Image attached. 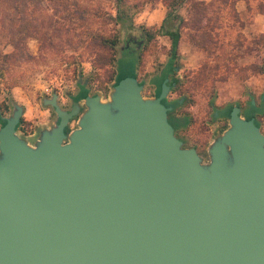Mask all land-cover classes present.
Wrapping results in <instances>:
<instances>
[{
	"label": "water",
	"instance_id": "obj_1",
	"mask_svg": "<svg viewBox=\"0 0 264 264\" xmlns=\"http://www.w3.org/2000/svg\"><path fill=\"white\" fill-rule=\"evenodd\" d=\"M169 91L164 79L145 98L123 77L105 100L68 109L53 93L41 105L55 121L32 139L16 133L23 108L12 104L0 126V264H264V135L234 105L204 163L167 122Z\"/></svg>",
	"mask_w": 264,
	"mask_h": 264
},
{
	"label": "rangeland",
	"instance_id": "obj_2",
	"mask_svg": "<svg viewBox=\"0 0 264 264\" xmlns=\"http://www.w3.org/2000/svg\"><path fill=\"white\" fill-rule=\"evenodd\" d=\"M59 2L47 3L49 9L45 15L48 19H62L50 9ZM63 2L67 8L73 7L71 0ZM125 2L129 6L135 5L132 11L137 10V13L132 19L133 29L122 31L121 26L116 29L118 42L114 50V73L111 78L108 74L112 72L111 69L108 73L96 72L97 76H94L87 60L80 63V69L73 75L71 64L77 62L74 51H40L33 39L26 41V50L17 52L9 60V64L4 65L7 66V71L0 82L1 118L9 116L13 103L20 105L23 112L22 123L16 130L19 136L32 139L39 128L49 126L55 121L52 109L41 105V100L53 93L57 95V103L61 108L66 106V96L74 94L79 88L81 95L78 98L81 100L87 94L97 93L105 100L115 77H133L135 74V78L142 85L141 95L145 98L155 97L164 79L161 75L170 60L173 71L167 78H175L177 81L162 103L171 109L172 119L168 118L167 122L177 129L187 143L192 142L195 135L196 140L210 141L207 148L212 142L209 140L211 136L225 124L223 119L213 122L212 113L219 114L221 110H227L234 105L243 114L254 115L264 134V47L257 42L259 33L253 21V2H250V12L238 13L234 19L228 7L220 5L219 1H211L209 12L205 15L210 21H214L217 15L219 28H213L216 31L210 30L211 35L199 47L189 37L191 31L182 27L173 59L169 51L170 40L158 33V29L162 24L167 29L176 22H171L170 18L165 19L166 10L160 1ZM75 3L81 9L98 8L107 12L108 16L105 18L109 24L102 28L104 31L111 28V18L115 14L114 0H76ZM154 10L157 12L149 15ZM178 15L188 20V14L184 10L180 9ZM99 26V19H96L92 27L100 31ZM142 30L151 33L149 40ZM129 35L140 36L143 40L141 46L138 49L129 46L127 52L120 50ZM4 52L9 53L10 49L6 48ZM78 73L80 84H77ZM8 82H13L15 86L6 88ZM178 99L181 100L180 103ZM75 122L76 117L68 124L69 129L75 127ZM203 162L206 163L204 160Z\"/></svg>",
	"mask_w": 264,
	"mask_h": 264
},
{
	"label": "trees",
	"instance_id": "obj_3",
	"mask_svg": "<svg viewBox=\"0 0 264 264\" xmlns=\"http://www.w3.org/2000/svg\"><path fill=\"white\" fill-rule=\"evenodd\" d=\"M159 1L166 10L165 19L170 18L171 22L172 20L176 22L167 29L164 28L163 24L158 29V33L167 36L170 40L169 51L172 59L182 27L191 31L192 34H189V37H192V42L199 47L202 46L205 38L207 39L211 35L210 30L219 28L220 25L216 22L217 15L214 21H210L207 15H205L209 12L211 1H219L220 5L228 7L234 19L237 18V13L234 9V3L236 1H243L245 11L248 12L251 11L250 2H253L254 13H264V0H211L208 3L199 0ZM51 2L56 3L59 0H0V82L2 81L4 72L7 71V66L4 65L9 64V60L17 52L26 50V41L29 39L37 42L40 51L44 49H51L57 52L74 51L77 62L71 64L73 65L71 70L73 75L80 69V63L87 60L91 70L94 71V76H97L96 72L108 73L111 69L112 72L108 73L109 78H111L114 73L112 70L115 62L114 50H116L118 42L116 29L118 30V26H121L122 31H130L133 29L132 19L137 13V10L132 11V8L135 9L136 6H129L125 0H114L115 14L111 18L113 24H111L110 29L104 31L102 27L109 23L105 18V16H108V13L102 11V9H81L75 3L76 0H71L73 7L67 8L65 2L61 0L58 5L53 4L50 8L54 11L53 13L58 14V18H62L58 21L48 19L45 15L47 9H49L47 8L49 7L47 3L51 4ZM180 9L188 14V20H184L178 15ZM96 19H99L101 24L99 26L100 31H96L92 27ZM75 28L78 30H74ZM70 31L72 32L70 33ZM142 33L148 40L151 38L149 31L142 30ZM257 37L258 44L264 47V34H259ZM6 48L10 49L9 53L4 52ZM167 70L170 72L173 71L171 60L167 64ZM133 77H135V74ZM122 78L116 79L115 77L112 86ZM176 81V79L170 81V88L176 84ZM139 84L141 85V83ZM6 85V88L9 89L15 86L13 82H8ZM158 92L159 88L155 95ZM83 95H85V92ZM229 110L230 107L227 108L225 116H228ZM1 117L2 113L0 112V126L4 124ZM21 123L22 120L20 119L15 130L19 129ZM67 132L68 129H65L64 133Z\"/></svg>",
	"mask_w": 264,
	"mask_h": 264
},
{
	"label": "flooded vegetation",
	"instance_id": "obj_4",
	"mask_svg": "<svg viewBox=\"0 0 264 264\" xmlns=\"http://www.w3.org/2000/svg\"><path fill=\"white\" fill-rule=\"evenodd\" d=\"M143 42V40L140 38V36H133V35H129V36H127L126 37V39H125V41H124V43H123V47H124V45L125 44H128V47L129 46H133V47H135V49H138L140 46H141V43ZM123 47H121V48H123ZM120 48V49H121ZM127 51H129V49L127 48L126 50H125V52H127ZM169 73H171L170 71H168L167 70V66H166V68H165V71L162 73V78H164V79H167V84L170 86L171 84H169L170 83V81L172 80V79H175V78H171V79H169L168 80V78H167V76H168V74ZM163 79V80H164ZM81 92H80V88L74 93V94H72V95H69V96H66V99H67V101H66V106L65 107H62L63 109H68L69 107H70V103L74 100V101H77L78 103H80L81 102V98H78V96L79 95H81L80 94ZM159 93V92H158ZM158 95V94H157ZM156 95V96H157ZM155 96V97H156ZM179 100L180 99H178V103H179ZM161 103H162V101H161ZM163 104V103H162ZM164 105V104H163ZM165 106V105H164ZM238 107V106H237ZM239 108V107H238ZM82 110V107H81V109H80V111ZM239 110H240V108H239ZM225 111L226 110H221L220 112H219V114L217 113V112H213L212 113V117H213V119H211L213 122H216L217 120H219L220 121V119H223V120H225V124L222 126V128L220 129V130H218L213 136H211V138L209 139V140H213V139H215L221 132H222V130L226 127V124H227V119H228V116H225ZM230 111V110H229ZM229 113V112H228ZM167 114V119L168 118H170V119H172V117H171V109L166 113ZM216 115H218L219 117L218 118H215V116ZM239 116H241V117H243L245 120H248V119H250V118H252V121H253V124L257 127V128H259V130H260V132L262 133V131H261V129H260V124L257 122V120H256V118H255V116L254 115H251V116H249V115H247V114H243L241 111H240V113H239ZM75 119V117L74 118H72L70 121H69V123L72 121V120H74ZM174 119V118H173ZM67 129H69V127L67 128ZM173 134H174V136L176 137V139H178L180 142H181V144H182V147L183 148H192V149H194L195 150V152L197 153V155L202 159V161L204 160V161H208V155H207V148H206V146H207V144L210 142H204L203 140L201 141V140H196V138L197 137H195V135H194V137L192 138V142H186V140L184 139V138H182L179 134H178V131H177V129H174L173 128ZM263 134V133H262ZM264 135V134H263ZM196 140V141H195Z\"/></svg>",
	"mask_w": 264,
	"mask_h": 264
},
{
	"label": "crops",
	"instance_id": "obj_5",
	"mask_svg": "<svg viewBox=\"0 0 264 264\" xmlns=\"http://www.w3.org/2000/svg\"><path fill=\"white\" fill-rule=\"evenodd\" d=\"M199 1H202L204 3L210 2V0H199ZM234 9L237 14L241 12H246L245 4L243 1H236L234 3ZM152 12L153 13H150L149 15H152L154 14V12H157V11L154 10ZM253 21H254V24L257 25L258 33L264 34V13L263 14L254 13Z\"/></svg>",
	"mask_w": 264,
	"mask_h": 264
}]
</instances>
